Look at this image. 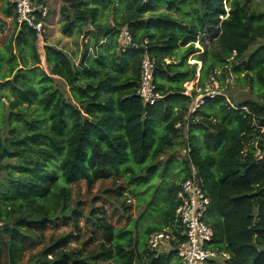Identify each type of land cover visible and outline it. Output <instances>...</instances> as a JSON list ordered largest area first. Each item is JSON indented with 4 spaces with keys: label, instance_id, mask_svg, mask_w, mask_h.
<instances>
[{
    "label": "trees",
    "instance_id": "1",
    "mask_svg": "<svg viewBox=\"0 0 264 264\" xmlns=\"http://www.w3.org/2000/svg\"><path fill=\"white\" fill-rule=\"evenodd\" d=\"M253 1L62 0L61 33L83 36L76 58L19 25L11 0H0V264H176L180 231L167 254L147 239L172 222L191 165L211 201L212 247L230 257L209 264H264V10ZM145 52L155 60L153 105L137 94ZM214 80L229 101L206 99L191 112L198 93L185 96L184 84ZM230 80L252 97L233 104ZM178 141L188 149L180 178L142 241L105 211L72 205L80 182L88 191L106 180L148 182L142 173L153 175ZM124 192L118 185L117 198ZM52 225L72 228L48 237Z\"/></svg>",
    "mask_w": 264,
    "mask_h": 264
},
{
    "label": "rangeland",
    "instance_id": "2",
    "mask_svg": "<svg viewBox=\"0 0 264 264\" xmlns=\"http://www.w3.org/2000/svg\"><path fill=\"white\" fill-rule=\"evenodd\" d=\"M37 1V0H36ZM58 2V0H55ZM62 1V0H61ZM46 10L48 15L52 16L51 8L47 1L44 0ZM253 7L255 10H264V0H254ZM61 7V6H60ZM50 13V14H49ZM104 17H102L103 19ZM59 20L61 18L59 16ZM43 34L46 36V42L55 44L59 48H65V51L68 53L75 54L76 58L81 53L83 36L74 34L70 39L68 36H65L61 33L60 27L54 26V29L50 31L49 25H45L42 30ZM44 45V41L41 38L39 41V48L41 49ZM198 45H196L197 47ZM254 47L245 54L247 58L248 54L253 51ZM189 64H194L195 61L189 58ZM200 66V64H198ZM43 67L45 65L43 64ZM229 85L230 90L228 93L229 99L232 100L233 104L236 105L238 101L251 98L249 91L246 88H236L231 83ZM196 83V82H195ZM59 87L66 93L67 87L59 84ZM5 113L3 115L6 117L7 110L2 109ZM3 130H7L5 125L2 127ZM188 149L181 141L176 143V146L172 152L165 154L161 157L159 162H157V168L153 175L148 173H142L144 178H148L149 181L139 183V186H128L125 184V181L121 180H106L97 182L96 185L88 191L85 184L80 182L78 185L72 187V196L71 203L75 205L77 201H80L84 204V213H88L91 208L99 210V212L105 211L107 218L115 226H126L128 230L134 232L139 241L144 239L145 230L150 226H158L161 221V216L164 213L165 206V192L166 188L175 180L180 178V170L182 168V160L186 158ZM175 156V160H170V155ZM149 175V176H148ZM142 178V177H141ZM123 185L124 193L126 195L125 199H118L116 190L118 185ZM97 199V201H94ZM115 212L114 214L112 212ZM71 226L59 225L56 227L52 225L49 229L46 230V236H54L65 234L71 230ZM80 230L83 234L82 240L86 241L91 236L90 229L86 228L83 222L80 223ZM98 239L102 241V237L98 236ZM73 246H80L72 244ZM40 245H36L34 248V253L40 249ZM95 245L93 244L90 247V250H94ZM27 260H25L26 262Z\"/></svg>",
    "mask_w": 264,
    "mask_h": 264
},
{
    "label": "built area",
    "instance_id": "3",
    "mask_svg": "<svg viewBox=\"0 0 264 264\" xmlns=\"http://www.w3.org/2000/svg\"><path fill=\"white\" fill-rule=\"evenodd\" d=\"M11 2L14 5L17 23L29 26L38 33L43 34L42 30L48 17L46 8L38 10L36 0H11ZM225 11L228 12L227 7H225ZM124 35L130 42L128 32H125ZM154 69L155 60L145 52L141 61L137 94L145 104L149 105H153L159 99L153 85ZM195 84H184L185 96L191 97V93L194 90L198 93L193 99L191 112L203 105L206 99H214L218 96L227 98L216 80L212 84H206L201 89L195 88ZM179 126V124L176 125V127ZM257 128L259 129V126ZM262 132H264L263 129H261ZM254 146H257V142L254 143ZM257 155H260L259 150ZM190 170V176L181 183L180 189L176 194L177 206L172 222L162 231L154 232L148 236V248L151 251H156L161 246L166 245L170 249V242L176 240V233L180 231L179 236L183 240H179L176 264L225 262L229 260V254L224 250L212 247L214 231L204 221L211 203L210 198L203 187L202 180L198 177L197 171L192 165Z\"/></svg>",
    "mask_w": 264,
    "mask_h": 264
},
{
    "label": "crops",
    "instance_id": "4",
    "mask_svg": "<svg viewBox=\"0 0 264 264\" xmlns=\"http://www.w3.org/2000/svg\"><path fill=\"white\" fill-rule=\"evenodd\" d=\"M45 1H47V3L49 4V6L51 8V14H52V16L48 15V17L45 21L46 25H49L50 31L54 29L55 25L57 26V28H59V27L61 28L62 18L59 14V11H60V6L63 4V2L61 0H58V2L55 0H45ZM59 16L61 18V21L59 20ZM68 37H69L68 39H70V36H68ZM50 44L55 46V44H52V43H50ZM62 49H65V48H62ZM169 251H170V249H168V247L166 245H163L158 250H156V252L158 254H167Z\"/></svg>",
    "mask_w": 264,
    "mask_h": 264
}]
</instances>
